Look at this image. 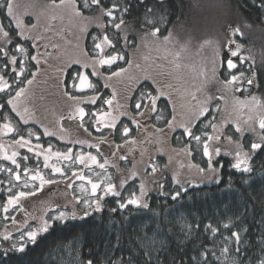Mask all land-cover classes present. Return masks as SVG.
<instances>
[{
  "label": "snow or ice",
  "instance_id": "obj_1",
  "mask_svg": "<svg viewBox=\"0 0 264 264\" xmlns=\"http://www.w3.org/2000/svg\"><path fill=\"white\" fill-rule=\"evenodd\" d=\"M142 2L143 0H136L138 4ZM83 7L93 10L96 14L82 15L77 7V0H59L58 3L57 0H48L42 5L43 10L36 15V23L28 26L19 17L14 0L0 2V10L6 11V16L9 18L8 30L0 23V121H2L0 122V174L4 176L0 179V197L3 198L2 212L4 214L0 222L10 221V225L0 232V242H7V247L2 248L4 257H7L9 253H23L29 243L34 244L39 235L48 232L55 222L76 219L81 212L84 217L100 213L104 208L106 198L111 197L115 200L116 207L110 208V211L116 212L125 210L129 206L135 209H150V193L154 190L152 186H155V189H158L163 196L170 194L173 201H176L182 193L187 192L184 184L191 182L182 180L176 172H173L171 182L177 186V189L171 193L165 192L166 182L163 179V169L155 163H150L148 165L150 171L146 170L143 175L140 174L135 164L126 173L120 168L114 158L124 161L127 159V154H120L118 150L127 148L130 154L133 151L132 146L153 142L152 137H145V140L131 138L130 125H134L137 130L144 128L147 131L149 125L154 128L155 142L161 145L158 151H163V144L168 133L175 132L177 128L182 129V135L188 138V145L194 142L195 147L186 145L179 150L173 149V151L178 155L193 157L194 152L201 151L202 147V157L206 158L207 167L189 162L187 168L195 169L201 176H209L217 184L222 182L220 173L224 164L214 157L221 155L232 157V160L228 162L231 169L243 175L253 172L251 161L254 155L264 151V99L250 92L254 76L248 78L244 72H240L239 75L233 74L238 63L243 64L248 59L238 56L242 45L236 43L235 39L228 40L226 51L219 42H205L213 48L212 67L208 69L205 66L203 71L198 72V76H203L207 80V73L211 71L215 78L218 72L224 70L223 64L217 66V58L227 56V76L222 81H218L221 84V88L218 89L220 96H208L202 101L197 95V93H202V87L195 86V91L188 93L191 101L195 102L191 114L179 121L175 115L172 119L165 120L163 112L158 108V101L166 95L171 99L172 91L177 89L175 84L169 82V78L179 75L183 65L178 61L175 62V71H169L167 75L162 70L145 72L139 62L128 59L127 53L116 48L113 38L106 34V30L108 26H111L117 30L115 35L119 36V31L126 27L124 17L130 11V4L122 3L121 0H115V2L112 0H83ZM261 7H264V0H261ZM146 11L152 14L151 9H146ZM42 17L46 19V23H42ZM65 18L68 20L69 29H76L75 32H69L75 39L74 45L71 41H65L78 53L75 59L70 58L69 61L65 60V50L61 48V45L52 43L46 36L53 30L51 21L57 19L63 21ZM104 18H107L108 25L103 23ZM93 24L105 34L102 38L97 34L92 35L91 49L86 50L81 46L80 38ZM149 28L152 30L149 31ZM14 30L13 35L11 33ZM64 31L65 29L61 28L56 34L63 39ZM239 32V28L233 30L234 34ZM143 33L142 44L139 47H146L151 41L152 47L159 53L161 50L157 46L159 28L155 27L153 21L145 20ZM16 37H19L21 41H31L32 51L30 52L29 48L22 43H17ZM123 40V47H129L127 34L124 35ZM171 42V34L163 38L165 51L164 55L158 58L168 59L171 53L167 51L166 46ZM233 44H235V50H232ZM12 45H15L14 48ZM187 47V45L183 46L184 50H187ZM49 48L55 50V54L49 51ZM200 48L203 49L204 45H200ZM145 59L147 60L148 57ZM121 61L126 63L127 67L121 66L118 70L112 71V66ZM69 62L81 65L85 69L91 68L90 75L103 81V89H111L110 97H104L103 90L98 89L83 71L75 74L71 84L73 91H68L65 81L61 79V73L68 67ZM153 63L156 68H160V65ZM105 66L110 72L109 75H105L102 71ZM138 71L145 74L141 76ZM51 72L55 73L54 78ZM41 76L45 77V83H48L50 79L53 80L54 87L64 100L59 119L51 124L43 123L36 104L35 87ZM160 77L164 79L161 80ZM245 79L248 87L239 84ZM142 80L151 81V84L155 86V95L151 90L141 91L140 88L133 87L141 84ZM85 90H92L96 94L92 96L75 94L83 93ZM135 92H139V96L134 95ZM238 92L248 94L241 99L236 95ZM220 99L226 101L225 108L221 109L217 103L216 108L210 109L209 102ZM132 100H135L134 109L130 108ZM98 101L102 103L99 107H94L90 113L86 112L85 107L82 106L84 104L96 106ZM105 105L107 108L104 107ZM210 111L213 119L202 124L198 129L200 134H197L195 130L197 122L201 118L207 119L206 114ZM153 115L157 122L166 124L167 133L165 128L151 123ZM121 117H126L130 124L121 121ZM64 120L77 122V130L83 129V132L91 139L76 136L66 140L69 130L61 123ZM142 121L146 123L142 124ZM30 123L42 127L43 137H56L58 141L80 146L81 150L74 151L73 147L62 150L53 143L45 146L41 142V135L32 127H27ZM225 124L234 125L235 133H238L241 139H234L233 135L225 136ZM208 127H211L212 134L206 131ZM90 129H94L99 136H93ZM115 132H119L122 143L115 144V150L111 151L110 158L102 150V145H108V148L112 149L114 143L112 135ZM245 133L251 134L250 148L241 142ZM33 137H35V143ZM224 141L227 142L228 147L222 152L220 145ZM85 148L95 149V154L92 151L83 150ZM30 161L32 164L29 163ZM109 166L115 169L116 174L109 172ZM180 167L183 168L185 165L181 164ZM137 179H139L138 186L136 185ZM129 182L133 190L125 196ZM60 183L65 184L66 190L73 192L71 200L63 205V210L59 205L53 207L48 201H41L42 205H47V207L39 217L27 211L26 202L29 198L35 197L48 185ZM244 183H248V180ZM18 213L23 214L24 218L20 219ZM246 219L247 217L236 216L234 219L230 217L226 222L215 224L209 220L203 224L202 228L199 223L195 228L189 225L188 231L184 233L185 239L181 243L186 244L188 238H192L193 247L180 249L183 255L193 253L189 256L187 264H253V261L255 264H264V215H261L258 220L253 217L252 220L253 232L259 234V256L255 255L257 245L244 239L249 235V229L252 227L244 223ZM35 221L39 223L34 225L32 222ZM237 224L243 226L237 228ZM234 228L236 230H233ZM229 232L230 234H227ZM205 240L208 243H205ZM250 251L253 253L251 256L248 255ZM128 255L132 258H111L108 264H140L139 257L131 252ZM140 255L146 257L143 264H153L154 258L151 252H141ZM0 264H5V261L0 259ZM81 264H95V262L93 259H87L82 260ZM172 264H177V261L174 259ZM179 264H184V260L181 259Z\"/></svg>",
  "mask_w": 264,
  "mask_h": 264
},
{
  "label": "trees",
  "instance_id": "obj_2",
  "mask_svg": "<svg viewBox=\"0 0 264 264\" xmlns=\"http://www.w3.org/2000/svg\"><path fill=\"white\" fill-rule=\"evenodd\" d=\"M45 1L48 2V0ZM219 1L222 2L221 5L225 8L223 14L232 17V21L229 24L227 19L222 15V29L229 31L232 35V30L239 28L240 36L235 35L237 40L242 41L245 46L260 47L259 49L263 50L264 7H261V0ZM58 2L59 0H57ZM112 2H115V0H112ZM121 2L131 5L130 11L124 17L126 27L120 30L119 36H117L115 35L117 30L108 26L106 34L113 38L118 50L127 53L128 59V51L136 47L138 35L144 34L143 28L145 27V20L153 21L155 27L159 28V38L182 29L193 30L198 24V21H201V11L205 5L204 0H143L139 4L136 3V0H121ZM77 7L84 16L96 14L93 10L83 7V0H77ZM146 9H151L152 14H149ZM0 23L8 30L9 18L6 16V11L0 10ZM103 23L108 25L107 18L103 19ZM27 24H31L29 19ZM148 30L151 31L152 28ZM123 33L127 34V41L130 45L127 48L123 47ZM11 34L14 35L15 30ZM94 34L100 35L102 38V35L105 33L101 32L96 25L91 26L83 39L82 46L86 50L91 49V36ZM254 35H258L259 39ZM16 42L22 43L25 47L29 48L30 52L32 51L31 41H21L19 37H16ZM14 46L12 45L13 48ZM226 60V55L220 57L219 66L223 64L224 69L222 72H218L220 81L227 76ZM121 66L126 67L127 64L121 61L117 65L112 66L111 70L116 71ZM239 66L242 65L238 64V68L235 71L233 70V73L243 71L239 69ZM78 71H83L88 75L90 81L95 83L98 89L103 90L102 94L104 97H110L111 92L108 89H103V81L92 77L88 69L75 64L69 65L61 73V79L65 81L68 91H73L71 84L73 83V77ZM102 71H104L105 75L110 74L107 71V66ZM254 76L256 81L255 91L264 96V66L256 68ZM246 77L250 78V75H246ZM44 80L45 77L41 76L35 87L36 104L40 110V119L44 124H51L59 119L64 100L61 98L60 92L54 87L53 80L50 79L48 83H45ZM240 84L248 86L246 79ZM134 88H140L141 91L151 90L154 95L156 94L155 88L147 82H141V84ZM75 94L92 96L96 93L92 90H85L83 93ZM134 95L139 96V92H135ZM40 97H43V99H40ZM101 103L102 101H98L96 106L91 104H84L82 106L85 107L86 112L90 113L94 107H99ZM134 105L135 100H132L130 102V108L134 109ZM104 107L107 108L106 105ZM158 108L163 112L165 120L170 119L171 109L165 98H161L158 101ZM120 120L130 124L126 117H121ZM61 123L69 131L74 130L80 135L84 134L87 136L83 132V129L77 130V122L64 120ZM151 123L157 127L166 128L164 122H157L155 120V115H153ZM202 124L203 121L197 122L195 129L197 134H200L198 129H200ZM27 127H32L41 135V142L45 146L48 143H53L57 148L62 150H66L67 147H73L74 151H76L77 148H80L78 145L58 141L56 137H43V129L37 124L30 123ZM56 127L58 128V125ZM130 127L132 129L130 137L133 138L137 129L134 125H130ZM150 128L152 127L150 126ZM90 131L93 132V136H99V133H96L94 129H90ZM225 131L226 135H233L234 139H239L237 133H235V130L231 126ZM105 134L107 135L108 132L105 131ZM171 136L172 145L179 143L188 145V138L184 137L182 132L173 133ZM69 138H73L72 132L66 136V140ZM86 138L91 139L88 136ZM251 138L250 134H245L242 143L249 147V140ZM112 139L114 141L113 146L117 143H122L119 132L113 133ZM33 142H36L35 137H33ZM188 146L194 148L195 144L193 142ZM83 150L92 151L95 154V149L85 148ZM190 158L192 163L199 164L201 167H207L206 158L202 157V147L201 151L194 152V156ZM214 159L224 164L220 173L222 182L219 184L215 180L211 182L185 183L184 187L187 188V192L182 193L176 201L171 199L170 194L168 196L161 195L159 190L155 189V186H152L154 190L150 193V209H135L129 206L125 210L111 212L110 208L116 207L115 200L111 197L106 198L104 208L100 213H93L88 217L79 214L76 219H69L67 222H55L49 228L48 232L39 235L34 244L29 243L23 253H9L7 257H4L2 255V248L7 247V242H0V245H2L0 247V259H3L5 264H81L82 260L86 261L87 259H93L95 264H108L111 258L131 259L132 257L128 255L131 252L139 257L140 264H143L146 257L141 256L140 253L151 252L154 258L153 264H172L174 259L177 261V264H179L181 259L184 260V264H187L189 256L193 253L189 252L188 255H183L180 249H191L193 247L192 238H188L186 244L181 243L185 239L184 233L188 231L189 225L195 228L196 224L199 223L202 228L203 224L209 222V220L215 224L217 222H226L230 217L234 219L236 216L247 217L244 223L252 225L253 217L258 220L261 215H264V151L254 155V159L251 161L253 167L251 174L242 175L231 169L228 163L231 161L230 158L220 156ZM29 163L32 164V161ZM119 163L127 166L130 165L128 159L124 161L119 160ZM150 163H155L159 168L163 169V179L166 182L164 191L169 193L175 191L177 186L172 184L169 171L163 168L164 159L158 156L156 160L153 158ZM146 170L150 171V168L147 166ZM110 171L116 174L114 168L111 167ZM3 178V174H0V179ZM245 180H248V183H244ZM138 181L137 179V186L139 184ZM116 183H119L118 179ZM48 186L50 189L51 185ZM48 186L46 190L37 193L35 197L31 198H35L40 203L41 201L49 202L53 200ZM60 187L63 193L65 191L68 193L69 190H66L65 185L60 183ZM126 188L125 196L133 190L131 182H129ZM56 195L57 192L55 193V197ZM2 203L3 198L0 197V221H2L4 215L2 212ZM9 222L3 223L8 224ZM242 226L241 224H237L236 227L239 228ZM253 228L254 225L250 227L249 235L245 236L244 239L250 240L254 245H257L255 255L259 256V234L254 233ZM233 230H236V228ZM227 234H230V232ZM205 243H208V241L205 240ZM209 246L211 245L209 244ZM248 255L251 256L253 253L250 251ZM253 264H255V261H253Z\"/></svg>",
  "mask_w": 264,
  "mask_h": 264
},
{
  "label": "rangeland",
  "instance_id": "obj_3",
  "mask_svg": "<svg viewBox=\"0 0 264 264\" xmlns=\"http://www.w3.org/2000/svg\"><path fill=\"white\" fill-rule=\"evenodd\" d=\"M45 3H47L45 0H14V4L17 6V13L19 17L28 26H31L33 23H36V15L43 10L42 5H44ZM221 3L222 2H220L219 0H204L205 5H204V9L201 11V21H198V24L196 25V27L198 28L194 27L193 30L182 29L180 31L170 33L172 37V42L169 43L166 46V48L167 51L171 54L168 56L167 60L158 58L164 55L165 46L163 45L162 42L165 36L157 38L158 40L157 46L160 47L161 49L159 53L156 51L154 47H152L151 41L148 42V46L142 48L139 47L142 44L143 34L138 35V43L136 47L133 50L128 51L129 59H133L134 61L139 62L142 65V67L145 69V72H158L162 70L164 71L165 75H167L169 71H175L174 70L175 62L178 61L183 65V68L180 71L179 75L169 78V82L175 84L177 90L172 91L171 99H169L167 95L162 97L165 98L169 103L171 109L170 119H172V116L175 115L177 117V120L179 121L181 118H187L191 114V109L195 106V102L191 101V97L190 95H188V93L195 91V86L202 87V93H197V95L200 96V99L202 101L205 100L208 96H216V97L220 96V92L218 91V89L221 88V84L218 82L220 81L218 73L217 76L214 78L211 74V71H208L207 80H205L203 76H198V72L203 71L205 66L208 69H211L212 67L211 60L213 57V48L205 44L206 41L219 42L220 44L223 45V49L225 50L228 47V43H227L228 40L235 39L236 43L241 44L242 47L240 52L238 53V56H244L247 57L248 59L243 64L240 63L238 64L242 65L239 66L240 67L239 69L243 70L242 72H244L245 76L250 75V78L253 77L255 73V69L264 66V59H262V57H264V48H262L263 50H261L259 49L260 48L259 46H257L259 48H254L252 46H245L242 41H239L235 38V35L240 36V33L234 34L232 30V35H231L229 31H225L224 29H222L223 17L227 19V22L229 24L231 23L230 21H232L231 20L232 17L223 14L225 8L223 5H221ZM28 19L29 21H31V24H27ZM41 19H42V23L47 22L44 17H42ZM51 23L53 26V30L52 32L47 33L46 36L50 39L52 43H58L61 45V48L65 50L64 56L66 61H69L70 58L75 59L78 53L76 52L74 47L66 44L65 41H71L72 44L74 45L75 39L73 35L69 34V32L70 31L75 32L76 29L75 28L69 29L67 18H65L63 21L57 19L51 21ZM61 28L65 29L63 39H61V37L56 34ZM124 35L125 34L123 33V37ZM84 36L85 34L82 35L80 38L81 46L83 44ZM254 36L259 39L258 35H254ZM202 44L204 45L203 49L200 48V45ZM185 45L188 46L187 50H184L183 48V46ZM232 50H235V44L232 45ZM49 51H53L55 54V50L49 48ZM145 57H148V59L146 60ZM153 62H155V65H160V68H156ZM219 62H220V57L217 58L218 67H219ZM71 64L73 63L69 62L68 66ZM87 69L91 73V68H87ZM193 69H195V71ZM239 73L240 72L238 71L233 74L239 75ZM138 74L143 76L145 73H140L138 71ZM51 75L52 77L53 76L55 77L54 72H51ZM160 79L163 80L164 77H160ZM76 82L78 83V81ZM141 82H147L151 84V81L148 80H142ZM241 82L242 81H240L239 84ZM255 85H256V81L254 78L253 85L250 88V92L264 99V96H262L260 93H257L255 91ZM136 86L137 85H134L133 87ZM242 86L248 87L243 84ZM153 87L155 88V86ZM108 91L111 92V89H108ZM247 94L248 93L245 92L236 93V95L239 96L241 99H243L244 96ZM217 103L219 104V107L221 109L225 108L226 106V101L223 99L212 100L209 102L208 106L210 107V109H214L216 108ZM227 103H230V101H227ZM206 115H207V119L205 118L200 119L201 122L203 121V124L207 123L208 120L213 119L211 111ZM144 123L146 122L142 121V124ZM229 126H231L235 130L234 125L225 124L224 125L225 136H227L225 130ZM165 131L167 133V128H165ZM206 131L209 134H212L211 127H208ZM71 132L73 138H75L76 136H79L80 138L87 137L84 134L80 135L76 133L74 130L73 131L70 130L69 134ZM177 132H183V130L177 128V130L173 133L175 134ZM153 133H154V129L150 128V126L148 127L147 131H145L144 128H141L136 131V134L133 138H136L137 140H145V137H152L153 140L152 143L145 142L143 145L137 144L135 146H132L133 151L130 154L128 153L127 148L118 150L120 154H127L128 162H130V165L127 166L124 164H120L118 158H114L116 159V162L119 164L120 168L123 169L125 173L127 172L128 169H131L133 167V164H135L140 174L143 175L145 169L147 168L148 164L153 160V158L156 160V158L160 156L162 159H164L163 168L167 166L165 169L169 171L171 176L173 172H176L180 175V178L182 180L190 181L193 183L214 181V179H211L209 176H201L195 169L189 170L187 168V164L189 162L192 163L191 158L187 157L184 154L178 155L177 152L173 151V149L179 150L180 148L185 147L186 145H183L181 143L172 145L171 135H173V133H168V135L166 136V141L163 144V151L157 150L158 148L161 147V145L155 142V137L153 136ZM245 134H249V133H245ZM237 135L239 139H241L238 133ZM220 146L222 147V152L226 147H228L226 141H224ZM247 148H250V146ZM76 150H81V149L77 148ZM102 150L105 151L111 158V151L115 150V146H113L112 149H109L108 145H104ZM223 157L230 158L232 160V157H227V156H223ZM181 164H184L185 167L181 168L180 167ZM110 168L111 166H109V172L111 173ZM62 184L65 185L64 183ZM46 189L47 186L45 187L44 190ZM49 190L51 191L50 193L53 199L49 201V204H51V206L53 207L59 205L61 210H63V205L68 201H70L73 195L72 190H69L68 193H66V191L63 193L61 191L60 184L51 185ZM56 192L57 195L55 197ZM46 207L47 205L46 206L42 205V203L38 202V200H35V198H29V200L26 202L27 211L38 217L46 210ZM69 207L71 206L69 205ZM80 214L83 213L81 212ZM17 215L20 216V219L24 218L23 214L18 213ZM32 223L35 225L38 224L39 221H35ZM7 225H10V222L8 224H5L3 222L0 223V232H3Z\"/></svg>",
  "mask_w": 264,
  "mask_h": 264
}]
</instances>
